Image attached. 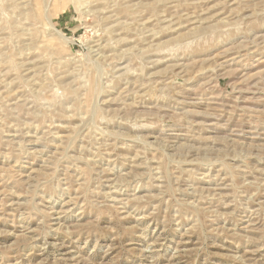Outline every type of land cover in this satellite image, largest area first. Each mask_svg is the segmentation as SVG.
Returning <instances> with one entry per match:
<instances>
[{
	"label": "rangeland",
	"instance_id": "374dc122",
	"mask_svg": "<svg viewBox=\"0 0 264 264\" xmlns=\"http://www.w3.org/2000/svg\"><path fill=\"white\" fill-rule=\"evenodd\" d=\"M0 264H264V0H0Z\"/></svg>",
	"mask_w": 264,
	"mask_h": 264
}]
</instances>
